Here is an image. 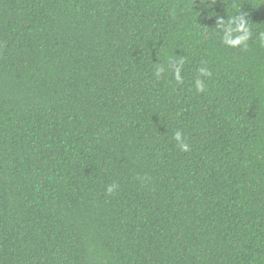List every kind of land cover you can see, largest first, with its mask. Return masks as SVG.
Wrapping results in <instances>:
<instances>
[{
	"label": "trees",
	"instance_id": "16d2710c",
	"mask_svg": "<svg viewBox=\"0 0 264 264\" xmlns=\"http://www.w3.org/2000/svg\"><path fill=\"white\" fill-rule=\"evenodd\" d=\"M260 33L264 0H0V264H264Z\"/></svg>",
	"mask_w": 264,
	"mask_h": 264
},
{
	"label": "clouds",
	"instance_id": "9594fccd",
	"mask_svg": "<svg viewBox=\"0 0 264 264\" xmlns=\"http://www.w3.org/2000/svg\"><path fill=\"white\" fill-rule=\"evenodd\" d=\"M216 28L221 33V40L224 45L232 48H241L246 50L248 42L252 40L253 34L250 27V22L246 19V14H238L232 17H218L216 20ZM259 43L264 46V33H260L258 37ZM185 60L183 57H178L175 60V68L173 70V77L177 83L183 81L181 72L183 70ZM171 61L168 69H171ZM164 66H158L155 69L154 75L157 79H161L168 70ZM199 77L195 79L194 85L197 92H203L206 87L205 81L201 77L210 76V70L207 67H200L197 69ZM173 139L177 142L181 151H189V144L186 142L181 131H176L173 134ZM118 186L113 184L107 187V192L112 194Z\"/></svg>",
	"mask_w": 264,
	"mask_h": 264
}]
</instances>
